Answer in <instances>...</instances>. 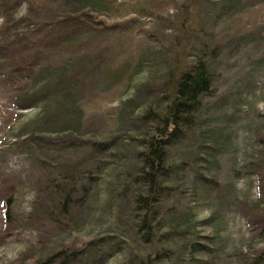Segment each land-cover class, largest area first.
Segmentation results:
<instances>
[{
	"label": "rangeland",
	"instance_id": "1",
	"mask_svg": "<svg viewBox=\"0 0 264 264\" xmlns=\"http://www.w3.org/2000/svg\"><path fill=\"white\" fill-rule=\"evenodd\" d=\"M246 3L241 10L227 12L220 9L218 0H16L9 13L14 18H25L14 19L10 30L0 34L1 43L26 44V56L40 51L37 60L52 65L71 64L83 55L102 52L98 67L88 64L77 77L74 97L82 110L81 132L98 137L117 134L124 140L122 144L129 147L134 142L127 140V129L115 130L119 102L135 94L134 110L144 103H154L169 55L182 51L194 55L206 46L216 48L212 54L211 90L202 99L195 131L169 150V158L180 167L173 173L172 190L164 195L159 206L158 218L163 229L158 235L168 251L156 264H236L235 255L247 251L252 227L231 202L234 196L243 202L252 201L257 191L256 179L246 175L247 160L243 161L255 149V141L249 125L241 119L248 115L252 123L264 111L259 92L264 84V67L255 62L264 54V0ZM186 29L193 31L188 33ZM246 32H252L246 41L239 43L233 39ZM136 61L138 70L134 67ZM1 72L0 69V149H5L19 126L37 108L12 107V86ZM247 73L256 75L251 91L237 89ZM238 90L250 104H240L235 113L227 99L230 94L237 95ZM218 125L227 128L230 135L221 146L216 162L205 170V162L193 161L189 150L196 145L200 130ZM118 154L114 158L119 163L118 169L110 173L113 179L131 157L126 146ZM3 167V171L14 174L26 171L29 178L26 181L33 186H40L44 181L42 173L10 152L5 156ZM196 172L215 183L202 184L193 177ZM226 183H232L233 190L221 205ZM27 185H18L12 199L0 196V264H32L56 252L74 253L71 264H85L86 251L91 247L104 248L98 264H123L127 253L155 252L143 245L140 234L132 227L124 198L103 204V196H98L94 203L79 206L74 219L59 213L55 196H38L36 210L29 212L33 196ZM184 209L191 217L188 234L193 235L189 240L206 251L193 254L196 263L187 260L190 242L179 247L183 235L166 227ZM51 210L54 217L48 216ZM5 213L9 214L7 218ZM210 216L212 220L207 221ZM109 239L116 246L108 250L105 242ZM251 246L258 247L255 239ZM214 254L218 260L212 259Z\"/></svg>",
	"mask_w": 264,
	"mask_h": 264
},
{
	"label": "trees",
	"instance_id": "2",
	"mask_svg": "<svg viewBox=\"0 0 264 264\" xmlns=\"http://www.w3.org/2000/svg\"><path fill=\"white\" fill-rule=\"evenodd\" d=\"M15 1L0 0L1 35L10 30L14 19L23 21L25 18H14L9 13L10 6ZM246 1L248 2L218 0L220 9L227 12L243 9L247 5ZM187 31L190 33L193 30ZM250 35L252 32H246L233 39L240 43L246 41ZM25 46L26 44L15 41L0 42L1 75L12 86L11 106L19 110L37 108L36 113L13 134L9 146L0 149V196H9L12 199L16 187L26 183L33 196L29 203V212L36 210L38 196H55L59 213L74 219L78 216L79 206L88 202L94 203L98 196H103V204L124 198L132 227L140 234L143 245L155 252L145 255L127 253L123 264H156L159 258L166 257L168 251L158 235L159 230L163 229L158 218L159 206L164 195L172 190L173 173L180 167L169 158V150L195 131L203 106L202 99L211 90L212 54L216 48L206 46L202 48V52L194 55H186L183 51L169 55L164 79L160 81L154 103H144L134 110L135 94L119 102L115 130L127 129V140L134 142L129 147L128 144H122L124 140L117 134L98 137L96 134L81 132L82 110L74 97L79 81L77 77L88 64L98 67L102 52L91 56L83 55L71 64L52 65L37 60L40 51L26 56ZM255 62L264 67V54ZM134 67L138 70V61ZM255 76L254 73H247L245 81L237 89H250ZM241 90H238L237 95L236 92L235 95L230 94L227 99L235 113L240 104H250L246 96H242ZM259 92L264 104V84ZM241 120L247 122L251 137L255 141V149L245 155L243 161L247 160L244 165L246 175L251 174L256 179L257 191L252 201L243 202L236 196L231 199L240 216L252 227L251 237L246 244L247 251L237 253L235 261L236 264H264V111L257 114L256 121L252 123L248 115ZM28 126L31 128L24 131ZM229 132L221 125L200 130L196 145L189 150L192 160L202 159L205 162L204 169L209 168L211 163L216 162L217 154L221 146H224ZM125 146L131 157L125 168L113 179L110 173L119 166L114 158ZM8 152L24 158L31 167L42 173L44 181L39 183L40 186H33L30 181H26L29 178L24 170L23 174L22 170L15 174L3 171ZM193 177L202 184L215 183L200 172H196ZM223 190L221 205L226 203V195L233 190V184L226 183ZM114 211L118 213L117 205ZM8 215L5 213V218ZM48 216L54 217L52 210L48 212ZM210 220L212 216L207 219ZM190 223L189 211L184 209L172 217L166 227L170 232L183 235L179 247L190 242L187 260L196 263L193 254L206 251L200 244L189 240L193 235L192 232L191 235L188 234ZM253 239L258 243L257 248L251 246ZM105 245L109 250L115 248L116 242L109 239ZM92 248L94 247L86 251L85 264H98L104 256V248ZM212 257L213 260H218L217 254ZM74 258V253L61 255L56 252L43 259H36L32 264H71Z\"/></svg>",
	"mask_w": 264,
	"mask_h": 264
}]
</instances>
